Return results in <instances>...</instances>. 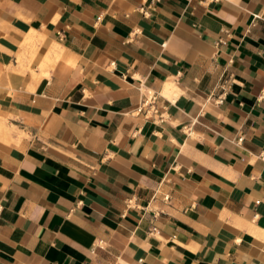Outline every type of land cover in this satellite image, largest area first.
I'll return each instance as SVG.
<instances>
[{
	"label": "crops",
	"instance_id": "obj_1",
	"mask_svg": "<svg viewBox=\"0 0 264 264\" xmlns=\"http://www.w3.org/2000/svg\"><path fill=\"white\" fill-rule=\"evenodd\" d=\"M0 264H264V0H0Z\"/></svg>",
	"mask_w": 264,
	"mask_h": 264
},
{
	"label": "built area",
	"instance_id": "obj_2",
	"mask_svg": "<svg viewBox=\"0 0 264 264\" xmlns=\"http://www.w3.org/2000/svg\"><path fill=\"white\" fill-rule=\"evenodd\" d=\"M152 1H158V0H152ZM142 9L143 8H140V10H142ZM142 12H143V10H142ZM154 100H155V96H149V97H147L143 101V103L141 104V106L137 109V112H141L144 107H148L147 111L148 110L156 111L155 110V107H154ZM168 197H169L168 195H164L163 196V198L166 199V200L168 199ZM152 229L155 230L154 227Z\"/></svg>",
	"mask_w": 264,
	"mask_h": 264
}]
</instances>
